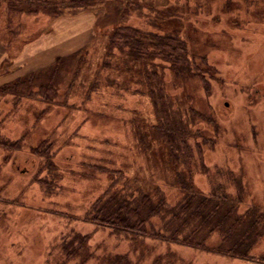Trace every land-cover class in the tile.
Segmentation results:
<instances>
[{
    "label": "rangeland",
    "instance_id": "1",
    "mask_svg": "<svg viewBox=\"0 0 264 264\" xmlns=\"http://www.w3.org/2000/svg\"><path fill=\"white\" fill-rule=\"evenodd\" d=\"M137 1L152 4L150 14L154 8L159 13L157 6L164 3L197 6L199 12L182 6L188 13L175 23L196 51L208 54L214 79L207 89L192 80L181 90L182 81H170L181 95L171 98L177 105L183 98L196 105L200 101L194 98L207 93L205 110L215 122L204 131L199 149L198 131L188 127L192 154L176 155L184 163V168L176 165L177 172L160 137L154 141L148 134L155 131L149 128L155 117L145 82L136 80L142 66L132 65L129 75L101 73L130 79L128 88H119L117 80H106L108 86L103 80L101 87L91 82L90 72L104 54L105 33L123 6L120 0L91 2L56 16L26 12L24 7L31 12L36 7L24 0H0V198L18 197L31 209L19 218L8 206L0 212V264H264V0ZM191 23L195 32L189 35ZM77 51L85 63L74 71L69 57ZM57 70L64 86L72 78L75 86L58 88L63 97L51 105L46 97L23 95L18 88L16 80ZM89 84L98 91H87ZM17 139L24 147L12 143ZM105 164L111 172L104 171ZM145 169L156 175L158 197L167 192L175 198L174 204L167 198L147 219L148 230L201 242L204 249L87 219L96 199L115 188L114 180L127 194L155 185ZM117 170L124 177L114 174ZM245 192L259 203L242 200ZM200 202L203 209L196 214ZM235 217L245 223L236 230ZM253 219L259 222L254 227ZM228 248L236 255L221 252ZM117 257L123 258L116 262Z\"/></svg>",
    "mask_w": 264,
    "mask_h": 264
},
{
    "label": "trees",
    "instance_id": "2",
    "mask_svg": "<svg viewBox=\"0 0 264 264\" xmlns=\"http://www.w3.org/2000/svg\"><path fill=\"white\" fill-rule=\"evenodd\" d=\"M106 1L109 0H102V3ZM120 1L123 6L120 13L116 16V22L112 23L110 27L111 29L105 33L107 39L105 41L106 46L104 54L102 59L97 58L96 60L97 65H94L96 71L90 72L93 77L91 78V82H96L98 83V86L101 87L102 85H100V83L103 80L105 81L106 86L109 85L106 80H117L116 82L118 83L119 88H128L131 83L130 79L126 80L122 78L120 81L117 77V79L113 77L112 74H109L107 77H101V73L106 72L105 74H107L109 71H113L115 73H120L122 76L126 74L129 75L132 65L139 64L142 66L143 70L140 69L141 72L139 71L137 74L138 79L136 80L140 83L145 82L155 117V122L149 124L151 125L149 128H152L155 131H150L148 134L154 141V136L158 135L160 137L159 139L164 143V150L170 158V165H173L177 171V166H182L184 163H181L176 155L180 153V151L182 154L184 153L185 156H191L192 154L188 127L190 130L198 131V135H196L194 139L195 145H197V148L199 149V143L202 144L200 140L204 139V131L209 129V126L215 122V119L210 114L211 112L207 113L205 110V107L208 105H206L208 102L205 99L207 95L205 92H199L201 94V96L198 94L199 99H196V97L194 98L196 103L197 101H200L199 104L196 105L193 102L191 103L188 100H185L183 97L184 101L182 105H177L175 102H172V95L178 92H174L175 89L173 88L175 87H173L174 85H171L172 83H170V81L173 83L182 81L178 85V88L181 90L185 88L188 81L191 82L192 80L198 82L200 85V87L198 86L199 88H201L202 85L207 89L210 80L214 79L212 77L215 74L214 66L207 60L208 54L196 51V48L194 47L195 42L192 41L191 38H185V34L179 29L177 30L176 25L178 23H175V21H180L182 16L188 13L187 8H189L188 5L190 4L187 1H184V3H179L177 1L166 4L164 3V5L161 6L156 5L157 8L161 7V9L158 8L160 12L156 13L157 9L154 8L153 11L151 10V14L148 11V8L152 9V4L146 5L137 0ZM91 2H101V0H24L25 4L36 7L33 9V12L27 7H24V11H29L30 13L42 12L56 16L60 13H64L65 9L87 7L88 5H91ZM182 6L187 8H182ZM190 11L199 12L196 5L193 8H189V12ZM142 13L146 14L145 19L140 25L135 24L137 23L136 19H140L139 17ZM163 20L164 23L162 22ZM143 23L148 24L151 29H143L141 26ZM193 25L194 24L191 23L189 26V35L195 32L193 31L195 25ZM73 54H71L70 57H67L72 59L71 66L76 65L73 69L75 71L78 65L85 63V59L82 56L84 53L77 51ZM76 57L79 58L75 59ZM71 66L67 65V68H70ZM58 67L59 65L57 68ZM78 71L74 74V77H76ZM37 74L39 75H29L16 80L18 88L21 92L25 91L23 95H38L46 97L45 102L49 105L55 102L54 100H56V98L59 99L60 96L61 98L63 97L58 88H64L68 91L69 88L75 86L73 78L70 80V84L67 83L66 86H64L65 82L63 77L58 75V70L57 72L54 71L44 77H42L40 73ZM167 75L170 76V79H168ZM82 78L83 76L81 77L80 82L84 83L85 80H82ZM77 85H80V83H77ZM194 85L196 84L194 83ZM198 87L197 85L195 86L197 90ZM88 88L87 91L89 92L98 91V87L93 84H89ZM15 89L17 88L15 87ZM45 92L46 94L52 93V95L49 97ZM179 96L181 95L179 94ZM21 140L17 139L12 141V143H21L23 146ZM1 141H3V139H1ZM44 148L49 152V145H46ZM44 148L42 149L40 147L37 149V147H32L33 151H41V149L42 151H45ZM182 167L184 168V165ZM103 168H105L104 171L106 173L112 171V168L109 167L108 164H105ZM117 172L120 176L124 177L123 173L120 174V170L115 171L114 174H117ZM145 172L150 175V179L155 184L153 185L151 183V186L147 189L148 191L139 194H134L133 192L132 194L120 193L124 191V187H121L120 183L117 181L115 182L114 180V184L116 183L115 188L108 189V191L104 192L101 197L96 199L93 203L92 210L88 212L87 219L91 222H98L109 226L112 229L126 233L152 237L167 242L179 241L184 245L204 249L205 246L201 242L180 241L174 236L169 237L164 235L163 237L159 232H154V229H150L151 232L148 230L146 225L147 219L161 211L164 206L163 203L168 201L167 198L171 201L169 203L173 204L175 198L166 195L167 192L166 194H163V197H158L156 194L158 191L156 175H154V172L149 169H145ZM180 182H182V180ZM1 195L3 198H0V212H7L2 209L8 206V208L6 207L8 211L14 213L13 215L19 218L20 215L26 214L23 213L24 210L27 212L31 210L29 208L30 205L26 204L24 200L17 199L18 197ZM164 195H166V197ZM254 199L255 198L250 194L248 196L246 192L242 195V200L248 203H259L255 202ZM236 201L241 202V200ZM198 208L199 209L195 210L196 214H199L203 209V202L198 204ZM235 208L231 209V211L234 212ZM6 216V218H8L10 217V214H7ZM0 217H2L1 214ZM202 219L203 221L208 220L207 218L205 219V216H202ZM192 220H194L193 217L189 219V222ZM250 221L253 222V227L254 225L256 226L257 223L259 224L256 219ZM186 223H188V221ZM244 224L242 220L236 219L235 217V225H233V229L236 230L238 228L236 225L242 226ZM179 231L180 230H177V232ZM1 252L2 249L0 250V256L3 254ZM221 252L236 255L233 248H228ZM241 256L245 255L241 254ZM122 258L123 257H117L116 262L120 261Z\"/></svg>",
    "mask_w": 264,
    "mask_h": 264
}]
</instances>
